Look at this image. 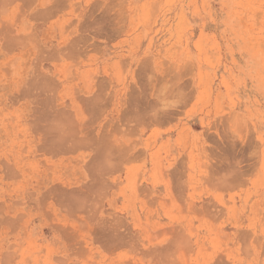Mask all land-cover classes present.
Listing matches in <instances>:
<instances>
[{"label": "rangeland", "instance_id": "rangeland-1", "mask_svg": "<svg viewBox=\"0 0 264 264\" xmlns=\"http://www.w3.org/2000/svg\"><path fill=\"white\" fill-rule=\"evenodd\" d=\"M0 264H264V0H0Z\"/></svg>", "mask_w": 264, "mask_h": 264}, {"label": "bare ground", "instance_id": "bare-ground-1", "mask_svg": "<svg viewBox=\"0 0 264 264\" xmlns=\"http://www.w3.org/2000/svg\"><path fill=\"white\" fill-rule=\"evenodd\" d=\"M42 115V114H41ZM44 117V116H43ZM42 118V117H41ZM59 118V117H58ZM61 118V117H60ZM56 126V125H55ZM55 126H54V128H55ZM59 126V125H58ZM61 127V126H60ZM62 127H64V126H62ZM67 129V128H66ZM65 129V130H66ZM68 130V129H67ZM61 131H62V129H61ZM64 131V130H63ZM66 132V131H65ZM62 133H64V132H62ZM62 135H64V134H62ZM67 136H68V134H66ZM65 137V136H64ZM61 138V137H60ZM63 138V137H62ZM59 141V140H58ZM62 141V140H61ZM60 142V141H59ZM58 142V143H59ZM57 143V142H56ZM61 143H63V142H61ZM65 143V142H64ZM63 143V144H64ZM56 145H58V144H56ZM48 148H49V146H47ZM58 147V146H57ZM100 148H101V146H99ZM54 149H55V146H54ZM61 149V148H60ZM107 152H109L108 150H107ZM107 155V154H106ZM96 158V157H95ZM107 160V159H106ZM102 161V160H101ZM99 167V166H98ZM98 170V169H97ZM98 171H100V170H98ZM102 175V174H101Z\"/></svg>", "mask_w": 264, "mask_h": 264}, {"label": "snow or ice", "instance_id": "snow-or-ice-1", "mask_svg": "<svg viewBox=\"0 0 264 264\" xmlns=\"http://www.w3.org/2000/svg\"><path fill=\"white\" fill-rule=\"evenodd\" d=\"M105 163H106L105 161H103V160L101 161V169L103 168Z\"/></svg>", "mask_w": 264, "mask_h": 264}]
</instances>
